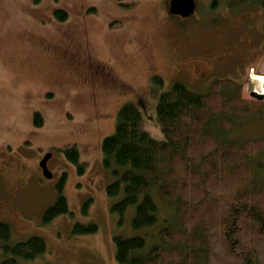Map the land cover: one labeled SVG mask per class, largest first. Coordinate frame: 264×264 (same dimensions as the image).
Here are the masks:
<instances>
[{
    "label": "rangeland",
    "instance_id": "rangeland-1",
    "mask_svg": "<svg viewBox=\"0 0 264 264\" xmlns=\"http://www.w3.org/2000/svg\"><path fill=\"white\" fill-rule=\"evenodd\" d=\"M194 1L193 15L184 18L170 12L168 0H138L128 8L119 0H0V222L11 225L15 241L38 235L47 245L42 255L23 264H120L116 235L144 236L146 251L157 242L158 231L167 225L159 199L158 221L150 228H133L135 206L122 223L111 211L123 192L107 194L114 176L104 167L101 146L115 132L123 105H147L141 129L163 140L157 100L177 81L194 92L206 91L215 79L264 90V0ZM57 10H65L67 19H58ZM169 40L181 45L176 63ZM50 44L59 46L57 52ZM87 60L112 66L129 92L96 93ZM253 69L261 77H256L258 87L250 78ZM154 75L165 81L160 91L153 89ZM36 113L43 121L39 126ZM240 120L242 128L226 137L264 135V119ZM70 148L79 151L77 164L66 155ZM51 151L53 177L48 179L39 165ZM250 164L264 176L263 155ZM61 194L68 212L43 223ZM75 223H95L99 229L76 234Z\"/></svg>",
    "mask_w": 264,
    "mask_h": 264
},
{
    "label": "trees",
    "instance_id": "trees-1",
    "mask_svg": "<svg viewBox=\"0 0 264 264\" xmlns=\"http://www.w3.org/2000/svg\"><path fill=\"white\" fill-rule=\"evenodd\" d=\"M137 1L119 0V4L128 8ZM55 15L60 20L68 17L65 10H57ZM152 82L155 91L164 88L160 75H154ZM146 106L139 101L123 105L115 132L102 141L104 167L114 176L107 194L123 192V199L111 207L120 223L128 208L135 206L132 225L136 230L157 223V199L162 211L170 214L161 211L167 225L147 251L144 236L116 235L117 261L264 264V176H258L250 164L251 159L264 156V135L238 140L226 137L242 128V118L264 119V97L252 96L245 83L233 79H215L204 92H194L177 81L161 91L157 100L156 123L164 133L163 140L141 129L142 107ZM42 123L36 113L35 124ZM66 155L78 163L76 148L67 149ZM58 188L62 192L63 184ZM66 212L68 203L61 194L46 210L43 223ZM98 229L95 223H75L73 233ZM46 248V240L38 235L15 241L11 225L0 222V264H23Z\"/></svg>",
    "mask_w": 264,
    "mask_h": 264
},
{
    "label": "flooded vegetation",
    "instance_id": "flooded-vegetation-1",
    "mask_svg": "<svg viewBox=\"0 0 264 264\" xmlns=\"http://www.w3.org/2000/svg\"><path fill=\"white\" fill-rule=\"evenodd\" d=\"M169 45H171V58L172 60L176 63V61L178 62L180 57V48L181 45L179 44L178 41L176 40H169ZM49 50H52L54 52H57V49L59 48V46H56L54 44H50V46H48ZM63 48V47H62ZM194 52L191 51L190 54ZM179 54V55H178ZM78 56L76 54V52L72 53V58ZM79 57V56H78ZM202 57V56H201ZM198 62L201 61L202 59L199 57H196ZM195 58V59H196ZM77 59V58H76ZM75 59V60H76ZM203 61V60H202ZM78 62V61H76ZM82 63V60L80 61ZM87 65H85L89 71V76L91 77V83L96 88V93H99L100 90L101 92H108V91H112V92H124L127 93L129 92L128 90L130 89V87L122 82L120 80V78L117 76L114 68L112 66H108L105 64H91V62H88L87 60ZM175 68H181V65H177L175 66ZM179 69H177L179 71ZM200 67H196V70H200ZM177 70L175 72H177ZM127 91V92H126ZM53 153V157L48 161V167H49V162L54 158V152L51 151ZM41 170V169H40ZM41 173H43V171L41 170Z\"/></svg>",
    "mask_w": 264,
    "mask_h": 264
},
{
    "label": "water",
    "instance_id": "water-1",
    "mask_svg": "<svg viewBox=\"0 0 264 264\" xmlns=\"http://www.w3.org/2000/svg\"><path fill=\"white\" fill-rule=\"evenodd\" d=\"M170 1V11L173 14L181 15L187 17L194 13L195 11V1L194 0H169ZM253 96L263 98L264 95H258L253 92ZM53 154L48 153L44 156L40 162V167L43 170V174L46 178H52L53 175L49 170L47 163L52 158Z\"/></svg>",
    "mask_w": 264,
    "mask_h": 264
},
{
    "label": "bare ground",
    "instance_id": "bare-ground-1",
    "mask_svg": "<svg viewBox=\"0 0 264 264\" xmlns=\"http://www.w3.org/2000/svg\"><path fill=\"white\" fill-rule=\"evenodd\" d=\"M260 91H262V90H260Z\"/></svg>",
    "mask_w": 264,
    "mask_h": 264
}]
</instances>
